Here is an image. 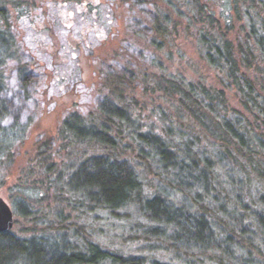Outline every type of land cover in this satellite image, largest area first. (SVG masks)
<instances>
[{"label": "trees", "instance_id": "16d2710c", "mask_svg": "<svg viewBox=\"0 0 264 264\" xmlns=\"http://www.w3.org/2000/svg\"><path fill=\"white\" fill-rule=\"evenodd\" d=\"M3 189L0 264H264V0H0Z\"/></svg>", "mask_w": 264, "mask_h": 264}, {"label": "rangeland", "instance_id": "374dc122", "mask_svg": "<svg viewBox=\"0 0 264 264\" xmlns=\"http://www.w3.org/2000/svg\"><path fill=\"white\" fill-rule=\"evenodd\" d=\"M69 15H72V14H69ZM79 15H76V16H72L73 19L67 17L66 15L64 16V22H66L67 26L73 24L74 26H76V29L79 31V32H84L86 33L85 35L87 37H89L88 35H91V38H92V34H89L91 33L93 30L91 29H88L87 30V24L89 22H86V21H83L81 23L78 22V17ZM76 22V24H74ZM77 31V32H78ZM88 32V33H87ZM65 34V33H64ZM73 34V33H72ZM77 36V33H74L73 35H71V41L74 43L76 40H79L78 38H76ZM124 33H123V37H124ZM127 37H128V34H127ZM125 48L130 50L132 53L136 52L134 51L135 49H133V47L131 46V44H125ZM76 56V55H75ZM76 58L78 59V54L76 56ZM80 62L82 63V66L84 67L83 69H86L85 70V76L83 75V78L85 77V80L87 79H90V76H91V69L88 67V60L86 58V56L84 55V58L82 60H80ZM79 60H77V63L80 64ZM82 71V70H81ZM7 73H10V71H7ZM8 76L10 77L11 75L8 74ZM8 79V78H7ZM81 103L80 105H84L86 106L88 104V100L86 99V97H80L79 98ZM70 100V98H69ZM45 126V125H44ZM8 193V190L7 189H3V190H0V196L9 204V206L11 207L12 211H13V207L11 205V202L9 200V195L7 194ZM107 213L103 212L101 214H99L98 216V220L97 219H93L92 217L90 219H92L93 221L97 222L99 227L103 228V233L105 234L106 236V239L107 241H110L112 238H115V239H118L120 241H123V234H125V232H127V230L129 229V224L130 222H125L127 223V225H124L123 224V221H118V220H112L110 218H108L107 216L105 215ZM15 217V216H14ZM16 219V218H15ZM138 221L139 219L136 217L135 214L131 213L128 218H126V221ZM19 228L16 227L14 225V228L11 230V231H15L17 232ZM99 235V234H98ZM117 240V241H118ZM109 245H112V246H116V241L112 240ZM116 249H119L120 252L123 253V245L122 246H119L117 247ZM156 259H162V257H159V256H156L155 257Z\"/></svg>", "mask_w": 264, "mask_h": 264}, {"label": "water", "instance_id": "95a60500", "mask_svg": "<svg viewBox=\"0 0 264 264\" xmlns=\"http://www.w3.org/2000/svg\"><path fill=\"white\" fill-rule=\"evenodd\" d=\"M14 225V213L9 204L0 196V234L10 232Z\"/></svg>", "mask_w": 264, "mask_h": 264}]
</instances>
